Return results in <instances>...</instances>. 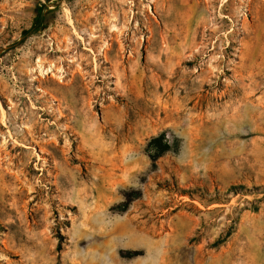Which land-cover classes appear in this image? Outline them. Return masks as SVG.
I'll list each match as a JSON object with an SVG mask.
<instances>
[{
  "label": "rangeland",
  "instance_id": "374dc122",
  "mask_svg": "<svg viewBox=\"0 0 264 264\" xmlns=\"http://www.w3.org/2000/svg\"><path fill=\"white\" fill-rule=\"evenodd\" d=\"M0 264H264V0H0Z\"/></svg>",
  "mask_w": 264,
  "mask_h": 264
},
{
  "label": "trees",
  "instance_id": "16d2710c",
  "mask_svg": "<svg viewBox=\"0 0 264 264\" xmlns=\"http://www.w3.org/2000/svg\"><path fill=\"white\" fill-rule=\"evenodd\" d=\"M165 140V134H160L159 136H156L155 138H153L151 140V149H153V152L151 154V158L152 160L155 162L157 160V158H159L165 151H167L169 149V144L166 142L163 144V141ZM166 141V140H165ZM232 190H235L236 193L237 189H239L238 186L233 185L231 186ZM212 199H216L217 201L219 198H212ZM257 209V208H255ZM231 234V232H229V235ZM216 244H219V242H216Z\"/></svg>",
  "mask_w": 264,
  "mask_h": 264
},
{
  "label": "flooded vegetation",
  "instance_id": "af4514ba",
  "mask_svg": "<svg viewBox=\"0 0 264 264\" xmlns=\"http://www.w3.org/2000/svg\"><path fill=\"white\" fill-rule=\"evenodd\" d=\"M48 15V7L41 5L37 8V14L36 19L33 21V26L39 27V26H47L48 25V19L46 16Z\"/></svg>",
  "mask_w": 264,
  "mask_h": 264
},
{
  "label": "bare ground",
  "instance_id": "6f19581e",
  "mask_svg": "<svg viewBox=\"0 0 264 264\" xmlns=\"http://www.w3.org/2000/svg\"><path fill=\"white\" fill-rule=\"evenodd\" d=\"M49 72H53V68L51 67V68H49V69H47V70H45V71H43V74H48ZM62 75H60V77H61ZM4 110V109H3Z\"/></svg>",
  "mask_w": 264,
  "mask_h": 264
}]
</instances>
